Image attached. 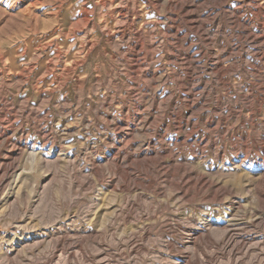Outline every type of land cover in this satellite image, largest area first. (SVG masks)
<instances>
[{"label": "rangeland", "instance_id": "rangeland-1", "mask_svg": "<svg viewBox=\"0 0 264 264\" xmlns=\"http://www.w3.org/2000/svg\"><path fill=\"white\" fill-rule=\"evenodd\" d=\"M236 3L247 5L248 0H219L216 4L222 7L215 10H209L208 0H193L194 10L201 14L200 20L205 28H210L208 37L215 42L213 52L221 45L230 44L227 48L233 56L224 59L222 65L230 69L249 63L261 74L256 80L227 70L224 80L240 84L242 90L236 93L220 88L218 94L222 99L236 94L250 96L253 85L264 83V45L257 40L264 37V26L262 30L255 26L256 21L264 20V10L255 18L242 4L237 7ZM27 5L26 0H0L3 62L14 51L18 53V69L9 73L7 64L0 66V92L6 98L5 102L0 100V159L15 160L16 164V170L0 185V264H188L182 255L189 256V264H264V209H259L254 200L252 184L258 174L256 170L264 169V153L251 152L242 167L232 165V146L215 138L218 151H225L224 163L213 158L210 147L203 144V165L195 159L189 143L182 141L192 131L191 126L182 123L176 140L177 125L169 115L162 122L170 127L158 133L160 123L156 115L148 114L146 101L139 110L143 114L134 111L137 92L131 87L135 78L127 71L126 64L114 58V51L99 29L103 12L93 1L33 0V6ZM137 5L144 9L140 1ZM84 6L90 11L89 19L94 27H87L80 19ZM232 12L236 14L237 29H232L226 20ZM168 16L180 19L181 14L162 9L149 13V30L157 39L165 30L162 19ZM243 22L248 24L247 28L242 27ZM219 27L224 28L225 34L218 32ZM55 30L60 34L56 41L63 51V59L56 63L50 75L44 69L46 51L38 49L47 40H54L51 32ZM238 32L248 42H243ZM88 43L94 44L93 47ZM76 47L80 50L79 65L73 73L62 75V69H71L75 58L69 50ZM35 52L39 54L35 56ZM158 56L161 60L154 66L162 68L163 74L184 76L182 68L168 63L162 51ZM50 59L55 61L54 55ZM198 61L208 62L206 58ZM31 62L33 67L29 69ZM59 75H62V86L56 89L55 80ZM138 81L146 84L148 80L138 77ZM159 84L155 85L157 95L165 98L173 94L180 115L186 117L178 86L172 80ZM101 97L115 102L112 114L123 120L121 132L108 140L104 123L92 112ZM119 101L129 106L124 115ZM206 106L212 108L209 104ZM12 107L13 115L7 112ZM234 107L240 108L242 117L247 115L241 102ZM137 116L150 120L141 123ZM260 118L256 120L257 126L264 123V114ZM201 119L205 120L206 114L202 113ZM234 124H237L235 120L229 122ZM36 127L56 136L55 149L50 151L53 141L44 140ZM245 129L249 133L253 131L249 124ZM207 133L208 130L195 133L193 139L201 140ZM260 136L264 142V133ZM239 137L236 136L237 141ZM148 141H151L150 151L141 155L137 149H146ZM247 145L252 147L250 142ZM238 148H244L240 140ZM117 151L123 170L117 177H111L106 164L112 162ZM161 151L165 157L172 154L177 161L159 160V169L154 168L153 158H158L157 153ZM184 160L200 171L209 170L212 165L211 178L229 187L231 192L220 194L217 201L200 200V195L192 192L194 186L190 183L189 204L180 200L173 191L178 180L170 173V167ZM94 168H99L102 177L92 171ZM136 168L147 171L139 173ZM124 171L131 177L127 178ZM165 172L167 175H161ZM120 181L133 186L120 189L116 187ZM258 188L264 192V177ZM10 194L14 198L8 200ZM125 200L132 206L127 208ZM232 215L243 224L237 231V242H229L225 237V227ZM258 216L259 221L252 223ZM187 227L189 233L183 230ZM190 230H198L199 235L205 232L207 239L199 238ZM131 234H134L132 242Z\"/></svg>", "mask_w": 264, "mask_h": 264}, {"label": "bare ground", "instance_id": "bare-ground-1", "mask_svg": "<svg viewBox=\"0 0 264 264\" xmlns=\"http://www.w3.org/2000/svg\"><path fill=\"white\" fill-rule=\"evenodd\" d=\"M90 1H93L95 7L103 12L102 16L104 17V20L101 22L99 21V29L105 36L107 45L112 49V51H114V58L126 64L127 71L129 70V74L134 76L135 78L131 87L132 89H134V92H137L136 96L134 95L137 98L133 104L134 111H139L143 106V103L146 101V103L148 104V114L156 115L157 120L160 123L157 126L158 133L170 127L169 124L162 122V119L168 115V117H171L174 120V124L177 125L176 129L178 130V134L176 136V140H179L182 123L191 126L192 131L188 135L182 137V141L189 143L190 147L192 148V154L196 157L195 159L201 162L203 165L205 164V151L203 144H206V146L210 147V150L214 155L213 158H215L222 164L224 163L225 151H218V149L215 147V138H219L222 141H227L228 144L232 146V156L230 160V164L232 165L238 164L237 166L242 167L244 161L247 158H250L251 152L256 151L257 154L259 152L264 153V142L260 140L261 133H264V123L258 124L259 126H257L256 123V120L260 118V115L264 114V83L253 85V87L249 89V91L251 92L250 96L236 94V97H226L225 99H222L218 94V90L220 88L228 91L234 90L236 93L242 90V86L240 84H229L224 80V75L226 74L227 70H229L230 73L240 76H251V78L253 77L256 80L261 77V74L259 73L260 71L254 69L249 63L241 66H232L230 69H227L222 65V61L224 59L233 56V53L229 52V48H227V46L229 47L230 44H227L226 46L221 45L218 50H215V52H213V46L215 42L213 38L208 37L210 28H205V24L202 20H200L201 14L198 10H194L193 0H189V3L185 0H183L182 2H178V0ZM138 1L142 3L144 9L141 8V6L137 5ZM208 1H210L211 5L209 10H215L222 5L216 4V2L219 0ZM26 2H28L29 6L33 4V0H26ZM123 3H125L126 5H123ZM241 4L242 8H247L255 18H258L260 12L264 10L262 7L264 5V0H248L247 5H244L243 3H236L235 5L238 7ZM158 9H162L163 12H179L181 14L180 19L175 16H168L167 18L162 19L165 30L162 32L159 39L152 35V32L150 33L149 26L151 24L148 20L149 13ZM89 13L90 11L87 10V8L84 6L83 13L80 15V19L83 20L87 27H94V23L89 19ZM230 14L231 16L227 15L226 20L230 25H232V29H237L238 24L234 20L236 14L234 12ZM263 21L259 23L257 21L255 22V26L257 29H263ZM215 22L216 20L214 19L212 23L214 24ZM241 24L243 28H247L248 24H246V22H243ZM109 27H112V29H109ZM218 32L220 34H225L226 31L224 30V28L219 27ZM51 33L52 35H55L54 40L49 39L46 41V43L43 42L44 44L38 50H40L41 52L42 50L46 51L44 59V69L46 73L53 75L56 63H60L63 59V51H61V48L56 41V36L60 34L57 32V30L52 31ZM238 34L240 35V38H244L243 33L238 32ZM257 40H259L264 45V37H258ZM194 41H197V43H194ZM243 42L248 41L246 38H244ZM253 42L256 43V40L254 39ZM88 45L91 48L94 44L88 43ZM177 48L179 50H177ZM159 51H162L165 54V59L168 63L182 68V71L184 73L183 77L181 75L169 77L168 75L162 73V68H157L154 66L161 60V57L158 56ZM36 53L38 52H35V56L37 55ZM14 54L15 56L11 57ZM17 54L18 53L14 51L12 55L9 58H6L5 62H3V52L0 51V66L2 64H7V71L9 73H12L14 70L18 69L16 62ZM69 54H71L75 59L72 62L71 69L61 70L62 75L65 72L69 74L73 73L75 67L79 65V48L76 47L69 50ZM51 55H54V59L56 62L50 59ZM199 58H206L208 62L199 63ZM32 67L33 64L31 62L29 64V69H31ZM62 75H59L55 80L56 89L62 86ZM138 77H144L148 81L146 82V84L139 83ZM169 80H172L179 88L183 103L182 111H185L187 113L186 117L182 118V116L180 115L179 106L173 102V94L170 93L165 98H161L159 97L160 95L158 96L155 91V85L161 82H168ZM75 83L78 84L79 82L75 80ZM0 100L3 102L6 101L5 95L1 92ZM237 102H241L242 106L247 110L246 116L242 117L240 108L237 109L234 107ZM114 103L115 102L112 99L101 97L99 99L98 106L94 107L92 111L94 117H97L101 122L104 123V131L107 132V134L105 135L106 140L117 136L121 132L120 129L123 123V120H120L112 114ZM117 103L120 106L121 113L124 115L125 112L128 111L129 106L122 101H119ZM206 104L211 105L212 108H208ZM61 109L62 111H65V107L63 105H61ZM223 110L226 111L225 114L218 113L219 111L222 112ZM14 111L15 110L12 107L7 112L13 115L15 113ZM141 113L143 114V112ZM202 113L206 114L205 120L201 119ZM160 114L161 116H159ZM137 118L140 119L139 121H141V123L150 120V118L148 119L147 117L137 116ZM231 120H235L237 124L229 125V122ZM246 124H249L252 127L253 131L251 133L246 131ZM36 130L44 140L53 141L52 144L50 143V151H52V148H56L54 144L56 136L53 133L47 132L41 127H36ZM205 130H208V133L207 135H203V138L201 140L193 139L195 133H203ZM238 135H240V137L237 141L236 136ZM239 140L242 142V147L244 146V148L241 150L238 148ZM249 142L252 144L251 148L247 145ZM150 144L151 141H148L146 143L147 148L142 149L140 147L137 149L138 152L141 153V155L144 153L148 154L150 151ZM110 151H113V148ZM60 153L63 154L62 152ZM164 153V151H161L157 153L158 158H153V160L155 161L154 168L159 169V160L164 161L165 159H171L172 162L177 161L176 158H173L174 156L172 154H169L167 158L163 156ZM120 158V152L117 151L114 153L112 162L106 164L108 175H110L111 177H117L116 175L120 174L123 170V167H121L120 165ZM262 158H264V156ZM44 161L47 162L46 159H44ZM213 168L214 167L210 165L209 170H196L189 166V162L187 160H184V163L170 167V173H172L173 176H176L178 180L173 189L174 194H176L180 200L189 204L190 183L192 186H194L192 192L200 195V200L211 198L213 201H217L220 197V194H223L226 191L231 192V189L229 187H226L222 185L220 181L211 178L209 171H211V169ZM15 170V160L8 162L7 159H0V185H2L6 181L9 174ZM92 171L98 177H102L99 168H94ZM135 171L140 173L143 171H147V169L136 168ZM124 172L128 175L127 178L131 177V175L127 171ZM256 172H258V174L252 181V184L255 186L254 200L259 209L263 210L264 192L258 188V185L261 179L264 177V169L261 168L259 170H256ZM161 175L165 176L167 175V172ZM117 184L118 185H116V187H119L120 189H131V187L133 186L132 184L125 183V181H120ZM209 191L212 192L213 195L210 194ZM12 198H14V196L11 194L7 197L8 200H11ZM124 205L127 208L132 206L129 200H125ZM259 219V216L254 217L251 222H258ZM242 225V222L239 219H236L234 215H232L225 227L226 240L229 242H237V231ZM183 230L189 233V227L183 228ZM190 231L194 232L195 235L199 236V238L207 239V234L205 232L199 235L200 232L198 230ZM133 239L134 234H131L129 240L132 242ZM182 257L186 258L187 263L189 264V256L182 255Z\"/></svg>", "mask_w": 264, "mask_h": 264}]
</instances>
